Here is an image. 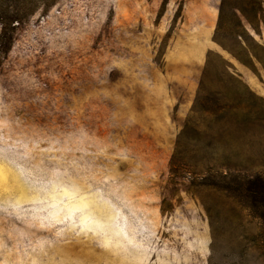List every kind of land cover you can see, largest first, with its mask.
<instances>
[{
    "label": "rangeland",
    "instance_id": "374dc122",
    "mask_svg": "<svg viewBox=\"0 0 264 264\" xmlns=\"http://www.w3.org/2000/svg\"><path fill=\"white\" fill-rule=\"evenodd\" d=\"M220 4L0 0V264H264V14L233 55Z\"/></svg>",
    "mask_w": 264,
    "mask_h": 264
},
{
    "label": "trees",
    "instance_id": "16d2710c",
    "mask_svg": "<svg viewBox=\"0 0 264 264\" xmlns=\"http://www.w3.org/2000/svg\"><path fill=\"white\" fill-rule=\"evenodd\" d=\"M20 1V0H16ZM13 10L12 14L0 21V55L9 51L10 45L13 44L14 35L12 29L19 26L23 21V16L19 11ZM264 14L262 0H221L220 14L218 15V26L215 32V39L222 44L227 51L233 55L236 52L227 44L234 34L238 33L237 27H242L244 33L257 46H261L260 42L251 34H249L245 23H248L258 34L260 29L256 27L254 19H261ZM230 15V16H229ZM227 40V42L225 41ZM244 54L252 57L253 48L249 44L242 46ZM210 67V62L207 63ZM174 159V158H173ZM172 159V161H173ZM174 162V161H173ZM228 184L231 196L240 202H244L246 206L252 209L261 221V232L258 239L264 242V172H256L254 174H244L237 170H229L223 175Z\"/></svg>",
    "mask_w": 264,
    "mask_h": 264
}]
</instances>
